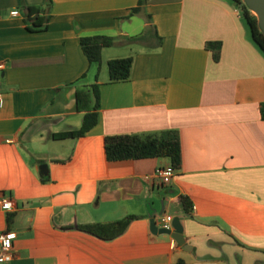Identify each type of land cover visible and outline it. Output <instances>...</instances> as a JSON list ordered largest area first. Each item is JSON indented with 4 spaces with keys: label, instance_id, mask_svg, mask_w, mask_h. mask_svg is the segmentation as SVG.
<instances>
[{
    "label": "crops",
    "instance_id": "0c3cea01",
    "mask_svg": "<svg viewBox=\"0 0 264 264\" xmlns=\"http://www.w3.org/2000/svg\"><path fill=\"white\" fill-rule=\"evenodd\" d=\"M46 1L0 0V194L15 203L0 210V232L15 234L11 264H264V56L237 7L145 0L132 14L141 0H51L48 28L31 31L26 8ZM96 34L118 39L90 64L80 39ZM209 42L221 43L218 61ZM127 57L130 78L111 82L108 61ZM93 84L97 125L62 138L81 128L77 90ZM154 132L181 145L162 189L154 174L168 159L105 152L107 136ZM163 215L180 220L186 247L152 233ZM131 216L115 238L84 230Z\"/></svg>",
    "mask_w": 264,
    "mask_h": 264
},
{
    "label": "trees",
    "instance_id": "16d2710c",
    "mask_svg": "<svg viewBox=\"0 0 264 264\" xmlns=\"http://www.w3.org/2000/svg\"><path fill=\"white\" fill-rule=\"evenodd\" d=\"M237 7L246 24L253 44L264 56V34L258 26V19L247 7L244 0H228ZM145 0L140 1L138 8L133 9L132 14L142 11ZM52 1L47 0L43 7H27L26 21L30 23L31 31H44L48 28L50 21V11ZM144 34L126 38L127 43H134L142 40ZM116 37L96 34L82 37L80 45L90 64L100 63L102 50L112 47L117 42ZM160 39V38H159ZM161 40V39H160ZM161 44V43H160ZM207 49L213 51L215 61L220 59L221 43L209 42ZM133 65L132 57L113 59L108 61L107 69L111 82L126 81L131 76ZM99 85L93 84L84 87L82 91L77 90V108L85 111L82 126L77 131H71L62 135V138H80L85 136L98 123V110L100 107ZM261 117L264 120V103L260 106ZM105 152L109 162L124 160H139L149 158H166L170 164L178 169L181 165V145L176 133L154 132L142 134H123L107 136L105 138ZM44 182L49 181V177L42 178ZM180 201L186 213L191 212L192 203L185 197L180 196ZM136 217H127L124 220L109 224H92L84 227V230L99 237L111 239L121 235Z\"/></svg>",
    "mask_w": 264,
    "mask_h": 264
},
{
    "label": "built area",
    "instance_id": "2783aa9c",
    "mask_svg": "<svg viewBox=\"0 0 264 264\" xmlns=\"http://www.w3.org/2000/svg\"><path fill=\"white\" fill-rule=\"evenodd\" d=\"M17 16V12L12 13ZM1 68V64H0ZM2 103V95L0 94V104ZM176 168L171 164L156 169L154 174V186L162 189L170 185L176 175ZM15 208V203L12 198L5 197L0 194V210L11 212ZM161 223L164 229H170L173 222V217L170 215H163ZM15 234L10 231L0 232V264H11L15 258L13 251V239Z\"/></svg>",
    "mask_w": 264,
    "mask_h": 264
},
{
    "label": "water",
    "instance_id": "95a60500",
    "mask_svg": "<svg viewBox=\"0 0 264 264\" xmlns=\"http://www.w3.org/2000/svg\"><path fill=\"white\" fill-rule=\"evenodd\" d=\"M247 7L253 12L256 11L259 14V18H258V26L260 28V30L263 32L264 34V0H244ZM41 168H46V165L41 166ZM173 227L175 229V233L173 234L171 230L169 229H158L157 226L155 225V222L152 221V233L154 234H167V235H173L176 242L181 245L186 247L185 245V240L182 237V227L180 224V220L178 218L174 219L173 222Z\"/></svg>",
    "mask_w": 264,
    "mask_h": 264
},
{
    "label": "bare ground",
    "instance_id": "6f19581e",
    "mask_svg": "<svg viewBox=\"0 0 264 264\" xmlns=\"http://www.w3.org/2000/svg\"><path fill=\"white\" fill-rule=\"evenodd\" d=\"M253 13L256 15V17H258V18H259V14H258V12H256V11H253Z\"/></svg>",
    "mask_w": 264,
    "mask_h": 264
},
{
    "label": "rangeland",
    "instance_id": "374dc122",
    "mask_svg": "<svg viewBox=\"0 0 264 264\" xmlns=\"http://www.w3.org/2000/svg\"><path fill=\"white\" fill-rule=\"evenodd\" d=\"M252 13H253V12H252ZM253 15H255V14L253 13ZM255 16H256V15H255ZM257 19H258V18H257ZM145 35L147 36V35H148V32H146Z\"/></svg>",
    "mask_w": 264,
    "mask_h": 264
}]
</instances>
